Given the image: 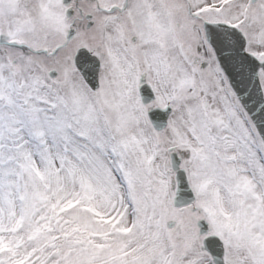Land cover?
<instances>
[{"label": "snow or ice", "instance_id": "1", "mask_svg": "<svg viewBox=\"0 0 264 264\" xmlns=\"http://www.w3.org/2000/svg\"><path fill=\"white\" fill-rule=\"evenodd\" d=\"M0 264H264V0H0Z\"/></svg>", "mask_w": 264, "mask_h": 264}]
</instances>
